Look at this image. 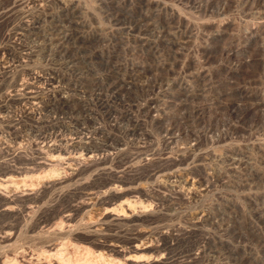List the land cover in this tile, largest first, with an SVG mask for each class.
<instances>
[{
    "label": "rangeland",
    "instance_id": "1",
    "mask_svg": "<svg viewBox=\"0 0 264 264\" xmlns=\"http://www.w3.org/2000/svg\"><path fill=\"white\" fill-rule=\"evenodd\" d=\"M14 1L0 0V47H12L18 50L21 59L31 62L30 64L37 67V69L41 66L57 67L66 74L77 72L87 78L103 79L100 86L101 89L104 87L103 91L107 95L104 92H102L103 95L97 97L95 93L91 92L77 94V96H83V100L79 103L76 102L77 100L74 101L75 111L73 115L84 116L88 112L93 116L89 120H82V122L88 126L97 123L95 126L100 125L107 131H113V134L124 137L123 135L126 132L123 128L129 125V121L122 119L119 120L117 126H114L105 116V107L100 105V102L108 97L110 107H114V111H119L125 107H130V105H135L136 102H142L146 97L155 96L160 99L157 102L159 106H157L158 110L162 111L164 124H172L175 128L182 130L183 133L180 134V138L176 139V143L165 147L159 139V127L150 123L146 118L143 127L151 133L152 137L144 140L143 146L144 144L147 146L139 151L135 147L137 144L133 140L134 138L125 134L124 138L128 143L131 142L125 146V150L131 155L125 165L134 164L141 155L145 156L149 149L155 151L156 158L168 155L176 156L180 154L179 149L182 145L188 142H196L194 151L186 155L188 163L193 161L197 157L196 155H199L210 168L208 170L212 172L210 174L221 177L219 181L214 179L215 183L212 181L208 193L204 194V197L203 195H201L202 197L198 196L196 198L198 200L194 199L195 202L193 200L191 203L185 204L171 196L172 202L177 201L174 203L172 214L170 212V214L162 215L156 222L158 224L153 223L148 229L151 230L152 228V231H155V228L156 230L163 229L165 225H175L174 223L177 227L182 228L185 226L188 229L192 222L189 213L202 208L211 213L213 211L212 214L218 215L216 219L219 225L217 222L214 224L215 226L212 225L210 232V228H208L210 225L206 222L203 225L199 224L195 231L198 233V231L201 232L202 229H205L204 231L207 232L206 229H208L207 235L213 231V235L209 236L210 238L214 237V241L211 239L213 242L210 240L209 245L208 243L205 244L206 253L204 252L203 256L201 255L202 258L200 257L193 264H207L209 261L217 262L215 264H264V105L258 107L257 110L256 108H248L249 103L258 101L257 98L264 97V30L254 32L249 28L251 23L261 20V16H264V0H43L42 5L37 3L30 4L31 6L26 4V0H16L18 2L13 4ZM44 1L47 3H44ZM176 16L180 19H177ZM37 18H39L38 25L41 29L50 31L52 28L55 29L61 26L63 31L67 29L65 32H70L71 38L68 40L67 53L59 52L61 55L53 51H51L52 53L40 52V46L44 42L43 37L33 36L29 37L30 39L28 37L23 39L14 34L16 31L30 29ZM23 22L25 25H23ZM141 22H144V26ZM131 25H136V27L129 32L127 28ZM119 30L122 33L116 38L113 35ZM123 32L125 33L123 34ZM98 33L100 35L105 33V38L103 36L100 39L93 38L86 43H80L79 41V37L82 35L94 34L97 37ZM106 33L109 35L107 36ZM155 43L156 52H153L151 48L155 47ZM131 47L137 49L139 53L133 52ZM141 47L144 52L140 51ZM35 50L36 54L34 53ZM41 53L44 55L46 53L48 57H43ZM117 55L118 57H116ZM67 56L77 58V68L75 70L61 67V63ZM108 56H111L110 61ZM112 61L113 63H111ZM114 63L120 65L118 77L126 82L129 81V83L127 89L117 91L119 94L111 98L113 93L111 91L107 92L105 89L109 80H111V78H107V70ZM105 64H107V68ZM131 75L139 76L135 80H130ZM2 76L3 69L0 66V79ZM181 76L182 81L180 80ZM65 82L66 86L71 85L72 87V84H79L80 79ZM104 84L105 86H103ZM98 97H100V100L97 99ZM2 99L4 100L0 94V103L4 102ZM10 105L14 108L15 104L9 102ZM95 108L100 110L97 111ZM197 110L199 115H197ZM133 111L135 114L137 113L134 107ZM195 111L196 113H194ZM13 113L11 112V114ZM7 114L5 116L9 119L16 118L10 112ZM6 117L4 120H9ZM5 123L7 122L0 121L2 131L3 128L6 129ZM26 141L23 140V146H26V153L31 154V149ZM8 155V152L0 150L1 161L10 160L9 157L11 156ZM232 157L233 159L242 160L241 165L236 164L235 166L232 160L230 161ZM115 164L112 166L116 167ZM85 175L87 173L80 177L81 180L85 178ZM14 181L18 182L19 180L17 178ZM33 182L36 183L35 180ZM19 185L22 186L20 181ZM32 186L26 185L25 187L28 189L35 188V185ZM58 188H55V190L53 188L51 192L57 194L58 191L62 190ZM65 204L64 201L63 206L59 208L64 209ZM165 204L161 205L164 209ZM256 207L257 209H255ZM259 211L261 213L263 211V213L259 214ZM98 212L93 210L90 215L91 218L88 216L90 219L84 217L86 220L89 219L88 222L81 219L85 224L80 220L82 229L85 226V229L81 230L80 237L82 238H78L79 240L66 238L67 240L64 239L54 247L55 249H52L53 252L45 253L46 255L41 254L40 251H34L31 260L34 259L32 261H36V263H43L52 260L54 254L57 253V259L63 258L64 261L66 259L67 262H71H69L70 264H84L90 261L93 264H146L148 255L146 250H140L136 254L132 252L129 260L121 258L120 260L118 256L108 255L101 248H95L92 245L94 238L100 240L106 238L105 240L109 239L112 242L122 241L125 238L124 236H127L130 232L129 230L133 228L128 223H118V225L112 223L108 226H100L102 228L99 233L97 235L93 234V236L91 233L86 232V230H89L87 224H90L91 221V224H93L97 220L95 217H99ZM19 220L16 215L3 216V218L0 217V225L2 223H16ZM53 222V228L57 229L58 226L59 229L63 228H60L62 224L58 219V223L54 220ZM202 226H206V228ZM139 227L144 228L143 225H139ZM185 227L184 229H186ZM104 230L106 231L104 232ZM26 234L30 235V232L22 231L20 237H18L21 239L16 240L17 243H11V247H14L15 244V247H18L22 243L23 245L32 244L37 241ZM191 240L194 241L195 246L201 244L199 239H197L198 243L195 241L196 236ZM60 244H63L61 249ZM10 245L8 246L10 249L6 247L4 250H11ZM182 245L184 244L177 243L174 245V249L169 250V255L167 254L169 260L174 261V258L179 259L186 256L187 253L181 251V249L184 250ZM0 250V253H2L3 250ZM101 253L104 255L101 256ZM56 258H53V260ZM168 258L165 264H168ZM131 260L140 261L131 263ZM173 263L169 261V264ZM21 264L27 263L21 262Z\"/></svg>",
    "mask_w": 264,
    "mask_h": 264
},
{
    "label": "bare ground",
    "instance_id": "2",
    "mask_svg": "<svg viewBox=\"0 0 264 264\" xmlns=\"http://www.w3.org/2000/svg\"><path fill=\"white\" fill-rule=\"evenodd\" d=\"M17 2L18 1L15 0L13 4ZM45 2L46 1H44V3ZM37 3L42 5L43 0H26V4L29 5ZM73 7L72 9H74ZM261 17V20L250 24V30L254 32L264 30V16ZM38 19L39 18H37L35 22L33 21L34 25L28 30H19L20 32H17L15 29V33L11 32L17 35L18 38L23 39L25 37L29 38L33 36L43 37L44 42L42 41L43 44L40 46V52L50 53L53 51L55 53H67L69 48V45H67L68 40L71 38L70 32L66 33L65 31L67 29H64L65 31H63L61 26L55 29L52 28L50 31L41 29L38 25ZM177 19L180 18L177 17ZM143 23L141 22L142 26H144ZM23 25H25L24 22ZM136 25H131L130 27L127 26L129 32L133 31ZM186 25L189 26L188 24ZM125 32H123V34ZM120 33H122V31L119 30L113 36L118 38L117 36L120 35ZM104 34H99L97 37H95L94 34L82 35L79 37V41L80 43H86L93 38L100 39L101 36L105 38ZM106 35L108 36L109 34L106 33ZM131 50L133 52H138L135 48H132ZM151 50L156 52V43L155 47L151 48ZM140 51L144 52L142 47L140 48ZM18 52V50L13 49L12 47H0V66L3 69V76L0 79V94L2 98H4V100L2 99L4 102L0 103V121L7 122L4 124L6 128L5 130L3 128L4 126L2 127L3 131L0 128V132L2 131V133H0V150L8 152V156H11L9 157L11 158L10 160H0V217L3 218V216L16 215L20 219L19 221H16V223H2L0 225V249L3 250L2 253H0V264H21V262H25L27 264H70L71 262H67L66 259L65 261L63 258L57 259V253H53L55 256L52 254L54 256L53 258H56L55 260L52 258V260H48L43 263H36V261H32L34 259L31 260V257L34 251H40L41 254L50 253L52 249H55L54 247L57 244L66 238H82L80 237V234L82 233L81 230L85 229V226L83 225L84 227L82 229L80 220L83 219L88 222L87 220L91 218L90 215L93 210L99 211V217L94 216L97 220L93 224H91L92 221L90 224L86 223L87 226L89 225V230H86V232L91 233L92 235H97L99 233L102 228L100 226H108L112 223H117L115 225H118V223H128L133 227L132 229L130 228L131 230L128 228L130 232L127 236L123 235L125 238L122 241L119 240V242H112V240L110 241L109 239L105 240L106 238L104 240H100L99 238L93 239L92 245L95 246V248H101L107 252L108 255H116L119 259L129 260V256L132 252L136 254L140 250H146L148 252L145 262L146 264H165L166 259L168 258L167 254L169 253V250L174 249L173 247H175L174 245L177 243H183L184 245L182 246L184 247V250L181 249V251H185L187 253H184L186 256L184 258L180 257L181 259L174 258V261H171L169 260L170 258H168V264L169 261L174 262L173 264L196 263V261L205 252V244L208 243L209 245V241L214 237L210 238L209 236L213 235V231L207 235L208 229H206V232L204 231L205 229L203 230L201 228L202 231H198V233H196L195 229L199 224L203 225V223L206 222L209 223L210 226L208 228H210L217 222L216 218L218 215L212 214V210L211 213L202 208L189 213L188 215L191 216L192 222L191 225L189 224L190 226L188 225L190 227H188V229L185 226L184 227L186 229H184V227H177L174 222L173 223L175 225L168 224L166 226L164 224L165 227L163 229L160 227L159 230H156L155 228V231H152V228L151 230L150 228L148 229V227H151L153 223L158 222L157 220L160 219L162 215L170 214V212L174 210V203L176 200L172 202L171 196L175 199L177 198L179 201L181 200L182 203L189 204L198 196L203 195L204 197V194L208 193L211 188L210 186L212 185L211 183L214 179L218 181L220 180L221 177L219 175L214 176L210 174L211 171H208L210 168L205 164V162H203L199 155H196L197 157L188 163L186 155L194 151L196 142H188L182 145L179 149L180 154L176 156H165L163 154L165 157L156 158L155 151L153 149H149V152H146L145 156L141 155V157L134 164L125 165V163H127L126 161L131 157V155L125 150V146L131 143H128L124 138L125 134L134 138L133 140H135L137 144L135 147L139 151L145 146V144L143 146L144 140L152 137L151 133L143 127L144 120H146V118L150 121V123H153V125L156 124L159 127V139L161 144L165 147H169L172 143L175 144L176 139L178 137L180 138V134L183 133L182 130L175 128L172 124H164L165 121L163 122V114H161L162 111L160 112V110H158L159 105L157 102L160 100L159 97H146L142 102H136L135 105H130V107H125L119 111H114V107H110L108 104V97L106 100L104 99L100 102V105L105 107V116L114 126L119 124V120L127 119L129 121V125L124 126L123 128L126 132L125 134L123 133L124 135L122 134L124 137H120L117 136V134H113V131H107V129L100 125L95 126L97 123L93 124V126H88L82 122V120L91 119L93 117L90 115L91 113L87 112L84 116L73 115V112L75 111L73 104L74 101L77 100L76 102L79 103L83 100V96L80 97L77 96V94L91 92L95 93L96 97L101 95L102 92H104L103 86H105L104 84L101 89L100 85H102L103 79L96 77L87 78L85 75H79L77 72H74L73 74L72 72L71 74H66L57 67L41 66L37 69V67L30 64L31 62L29 63V61L27 62L26 60H22ZM35 52L36 50L34 53ZM132 55L135 56L137 54ZM46 56V53L45 55L43 54V57L47 58L48 56ZM110 57L111 56H108L109 61L111 60ZM116 57H118V55ZM76 59L77 58L75 56H67L61 63V67L75 70L77 68ZM111 63H113V61ZM105 65L107 68V64ZM110 67V69L107 70V78H111V80H109L105 91H111V93H113L111 98H114L113 96H117L119 94L117 91L128 88L127 85L129 81L127 80L128 82H126L124 79L118 77V70L120 68L119 64L114 63ZM138 76L131 75L129 78H131L130 80H135ZM78 78L80 79L79 84H72V87L71 85H65V81L68 80L69 82H72ZM180 80L182 81V76ZM74 95L77 97L75 98ZM105 95H107V93ZM99 98L100 97L97 99L100 100ZM257 99L258 101L256 100L255 102L248 104L249 109L256 108L257 110L258 107L264 105V97ZM9 102L11 104H15L13 106L14 108L11 107L12 105L9 106ZM133 107L137 112L136 114L133 111ZM99 110L100 109L97 111ZM9 112L10 114L11 112H14L13 114L16 118L9 119V117H6ZM194 113H196V111ZM138 115L142 117H139ZM197 115H199L198 110ZM4 116L9 120H4ZM4 131L5 133H3ZM23 140H27L26 143L28 142L31 154L26 153V146H23ZM231 160L235 166L236 164L241 165L242 163V160L233 159V157L230 161ZM113 164H115L116 167L112 166ZM85 173H87V175H85V178L83 177L84 179L81 180L80 177ZM17 178L22 183V186L19 185V181H14V179ZM34 180L36 183L33 182ZM28 182L29 184H27ZM26 185H35V188L28 189L25 187ZM58 187L62 190L60 192L56 191L57 194H53L51 191ZM64 201L66 202L64 209H60L59 207L63 206ZM162 204H165V209L162 208ZM255 209H257V207ZM262 213L260 212L259 214ZM88 216H90V218ZM84 217H88L89 219L86 220ZM57 219L63 225H61L60 228H63L59 229L58 225L57 229L52 227V223H54L53 220L57 222ZM81 222L83 221L81 220ZM139 225H143L144 228H140ZM204 228H206V226ZM198 230H200V228H198ZM211 230L212 229L210 228L209 231L211 232ZM22 231L27 233L30 232V235H28L33 239L35 238L34 240L37 241L32 244L23 245L22 243V245L18 247H15L16 244H12L14 247H11V243H17L15 241L21 239L18 237H20L19 235ZM105 231L106 230H104V232ZM177 232L180 233L177 234ZM179 235L182 237L180 238ZM195 236V241L197 242V239H199L201 243L196 246L194 241L191 240V238H195ZM9 245L11 250H4L6 247L9 248ZM62 245L60 244V249ZM100 255L102 256L104 254L101 253ZM138 261L140 260H131L130 262L137 263ZM215 263L217 262L209 261L207 264ZM84 264L93 263L90 261Z\"/></svg>",
    "mask_w": 264,
    "mask_h": 264
}]
</instances>
